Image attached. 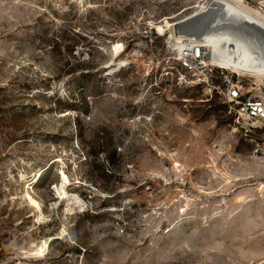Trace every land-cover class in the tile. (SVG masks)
<instances>
[{"label": "rangeland", "instance_id": "1", "mask_svg": "<svg viewBox=\"0 0 264 264\" xmlns=\"http://www.w3.org/2000/svg\"><path fill=\"white\" fill-rule=\"evenodd\" d=\"M210 1L0 0V264H264L255 144L200 86L158 95Z\"/></svg>", "mask_w": 264, "mask_h": 264}, {"label": "built area", "instance_id": "2", "mask_svg": "<svg viewBox=\"0 0 264 264\" xmlns=\"http://www.w3.org/2000/svg\"><path fill=\"white\" fill-rule=\"evenodd\" d=\"M178 45L171 49L169 66L161 69L160 83L167 84L157 85L158 95L169 90L170 82L178 87L200 86L205 96L216 95L229 107L242 137L255 144L254 156L264 161V91L249 76L210 64L200 41L185 37ZM217 75L219 82L213 81Z\"/></svg>", "mask_w": 264, "mask_h": 264}, {"label": "bare ground", "instance_id": "3", "mask_svg": "<svg viewBox=\"0 0 264 264\" xmlns=\"http://www.w3.org/2000/svg\"><path fill=\"white\" fill-rule=\"evenodd\" d=\"M186 19H193V22H198L199 25L205 28L206 32L200 42L204 45L206 51L212 53L210 64L217 69L249 76L264 91V19L262 17L242 8L234 1L211 0L203 11ZM166 25L170 26V23L167 22ZM214 30L215 32L216 30L220 31V34L217 32L219 38L216 37L217 35L212 34ZM184 38V36H175L174 34L173 39L177 44L176 47H180L178 43L183 41ZM190 39L194 38L191 37ZM194 40L198 41L197 39ZM237 41H244V47L241 48V51L239 44L236 43ZM226 43L229 44L227 47L230 49L220 51L218 45L223 46ZM248 46H250V49H248ZM62 178L61 193L59 195L67 198L69 202L80 203L78 197L71 196L66 192L65 185L68 179L64 174ZM31 200L34 207H39L37 202Z\"/></svg>", "mask_w": 264, "mask_h": 264}, {"label": "water", "instance_id": "4", "mask_svg": "<svg viewBox=\"0 0 264 264\" xmlns=\"http://www.w3.org/2000/svg\"><path fill=\"white\" fill-rule=\"evenodd\" d=\"M193 19H184L178 21L174 25V34L175 36H184L186 38L193 37L198 41H201L203 38L202 25H199L198 22L195 23L192 21ZM205 59L210 61L212 59V53L210 51H206Z\"/></svg>", "mask_w": 264, "mask_h": 264}]
</instances>
